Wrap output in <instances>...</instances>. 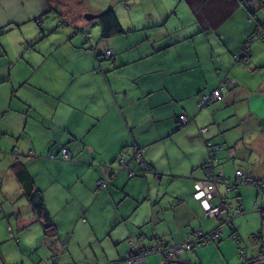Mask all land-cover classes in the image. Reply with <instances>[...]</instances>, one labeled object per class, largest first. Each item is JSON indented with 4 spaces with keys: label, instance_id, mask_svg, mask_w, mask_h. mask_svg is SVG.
Returning a JSON list of instances; mask_svg holds the SVG:
<instances>
[{
    "label": "crops",
    "instance_id": "obj_1",
    "mask_svg": "<svg viewBox=\"0 0 264 264\" xmlns=\"http://www.w3.org/2000/svg\"><path fill=\"white\" fill-rule=\"evenodd\" d=\"M78 1V11L69 13L72 3L68 0H0V32L7 34L0 37L4 42L0 57L5 56L0 64V82L6 81L9 86L6 92H0V169L5 173L1 190L6 194L11 189L8 183H12L21 199V209L12 211L20 216L15 220L16 227L8 226L18 245L24 241L20 264L49 263L57 253L61 264H101L77 257L83 236L87 241L96 242L99 236L101 239L94 213L109 208L106 218L114 224V231L130 221L129 210L115 205L133 198L132 189L122 186V182L125 183L126 175L135 177L129 169L118 171L113 165L124 154V163L138 170V174L142 170L156 176L157 171L164 170L165 160L172 163L169 143L177 132H182L180 140L186 148L185 159L180 163L184 169L174 176L180 187L162 199L165 191L157 194L160 207H153V218H158L164 230L154 233L152 239L157 245L165 240L179 243L197 229L210 232L205 227L207 219H216L211 231H223L216 242L220 245L215 247L222 251L221 242L227 236L224 228L230 227L216 217H205L204 205L194 192L197 181L205 177L207 140L217 144L233 136L232 131L240 133L244 126L246 133L252 123L256 127L264 125V40L253 41L250 62L236 56L245 39L256 30L258 18L264 19V0L262 8L255 6L258 13L248 9L244 0ZM109 8L115 9L125 32L104 41L97 36L98 20L89 21L83 15L100 14ZM63 19L70 22V27L58 29ZM18 45L20 48L16 49ZM107 49H113L115 55L101 61L96 53ZM18 58L20 70L15 68ZM27 72L30 73L24 74ZM227 77L234 81L225 88L224 99L200 109L199 94L213 90ZM11 89L15 105L9 94ZM182 114L189 118L183 128L178 123ZM205 127L208 130L202 133ZM224 131L227 133L221 136ZM256 134L254 142L261 146L262 128H257ZM63 147L68 148L70 159H52ZM136 149L143 150V159L134 154ZM30 151L34 154L30 155ZM221 155L231 158L228 152ZM252 155L249 160L242 159L247 155L236 156L233 162L224 164V169L216 163V168L234 180L238 169L254 179L260 178L262 162L252 160ZM17 161L27 165L35 185L42 190L53 218L51 228L46 229L37 218L16 174ZM101 178L108 182V188H98ZM130 183L136 187L143 184L139 179ZM84 191L95 194L91 202H87ZM225 191L232 190L220 188L222 195ZM241 193L239 197H228L236 205L244 204L246 212L235 218L240 220L245 214L256 212L251 206L248 210L251 194L245 192L243 199ZM99 198L104 206L92 213ZM256 198L262 199L260 191ZM219 202L218 197L213 199V203ZM114 209L117 213L112 212ZM248 216L256 217L253 213ZM36 221L41 222L36 225L38 242L30 239L28 226ZM240 227L243 230L244 223ZM22 230L20 237L18 232ZM230 231L232 236L231 228ZM127 237L126 233H116L113 240L122 243ZM241 242L242 238L235 240L233 254L225 255L227 264H264L262 248L257 251L254 243L246 248L242 263L231 261ZM43 244H47L48 251ZM32 249L35 254H31ZM151 254L139 264H149ZM127 255L128 252L119 258L120 264ZM105 257L108 261L104 264L116 263ZM201 261L197 264H203Z\"/></svg>",
    "mask_w": 264,
    "mask_h": 264
},
{
    "label": "rangeland",
    "instance_id": "obj_2",
    "mask_svg": "<svg viewBox=\"0 0 264 264\" xmlns=\"http://www.w3.org/2000/svg\"><path fill=\"white\" fill-rule=\"evenodd\" d=\"M68 1L72 3V9L69 10V13H74L73 10L78 11L79 1L78 0H68ZM54 13L58 15V17H61V15H59V11H56ZM86 13H84L83 17L89 20L85 16ZM157 17H159V14L157 15ZM95 25H97L100 28V33L99 34L97 33L98 38H101L102 40L107 41L108 38L102 37V24L100 22H95ZM57 28L61 29L60 26ZM3 33L4 32L2 33L0 32V37L7 35ZM90 33H92L91 30H90ZM8 38L10 41L11 37L8 36ZM12 42H14V40ZM3 43L4 42L0 41L1 52L3 48ZM15 47L16 49H18L19 45ZM21 52H18V53L21 54ZM4 57L5 56L0 57L1 65L4 62ZM20 61L21 60L19 58L16 59L17 66L15 68L17 70H20L19 68V64H21ZM1 67L2 66H0V68ZM29 73L30 72H27L24 74H29ZM8 89H9V86L6 85V81L0 82V92L3 93L4 90L6 92V90ZM9 94L12 97V104L15 105L16 101L13 99L12 89L9 90ZM213 105H210V106H213ZM182 115H186V114H182ZM180 116L178 117V123H180V125L182 126L181 128H183L187 126L186 124L189 122V120L187 123H182ZM0 123H1V116H0ZM249 126L250 127H247L246 133H244L245 132V126H244V130L241 131L240 133H234V131H232L231 133H233V136L231 134L227 141L223 139L219 141L220 143L225 145V148L223 151L218 152L217 164L218 166L224 169L227 166L224 164L228 162L230 163V161L233 162L234 157L239 156V158H242L243 156L247 155L246 158H242V159L249 160L248 156L250 154H253L252 160L257 161V162H262L259 168L261 169V172L263 175L264 174V125H262V127H256V125L252 123ZM257 128H262V145L261 146L258 143L254 142V139L257 137V134H256ZM202 129H201V132H202ZM225 133L227 132L224 131L221 134V136L225 135ZM180 137H182V132H177L174 136V139L169 143L171 145L170 150L172 154V163L170 164L168 160H165L163 164L164 170L157 171L156 176L155 174H153V172L147 171L146 173L142 170H141V173L135 178H129L128 175H126L125 177L126 181L125 183L122 182V186L128 185L134 192V195H133V198L130 200V202H127V201L123 203L116 202V205H115L116 208L121 209V210L126 209L124 211L129 210V215H131L130 221L120 226L121 229L119 227V230L114 231V224L111 223V221H109L106 218V216L108 215L107 212H109L110 210L109 208L102 209L98 211L97 214L94 213V210L98 209L99 206L100 208L101 206L102 207L104 206L100 198L96 199V206L93 207L92 213H94V217L97 220V226H99L98 232L99 233L101 232V239L99 236V239L96 240V242L95 240L87 241V239L84 238L86 236H83V244H82L83 247L81 248V251L78 250L79 255L77 258L80 259V257H85L87 259L100 261L101 264H104L106 260L108 261V259L105 257L107 256L110 260L116 261L115 264H120L119 260L121 258H124L126 253L128 252L127 257L122 262V264H128V258L131 255L130 250L132 248V243L139 244L144 248H150L152 246L157 245L156 239L155 238L152 239V238L154 236V233H156L157 231H163L164 228L162 227L164 226L161 222L157 221L158 218H153V211H154L153 207L159 204L157 203V194H159L161 190L165 191V193L164 195L160 197V199H162L163 197H167L169 195L168 193L170 194L174 193L175 190L178 187H180L179 182L175 184V178H174V176H177V174H179V173H176L177 171L181 172L184 169V165H181L180 163L183 159H185V156H183V152H184V149L186 148L183 147L182 140H180ZM240 141L242 142L240 143ZM11 148L12 146L10 147V150ZM222 152L230 153L231 158H227V156L222 157L221 155ZM143 153L144 152L141 149H136L134 152V154L139 155L140 157L143 156ZM62 157H63V152H62ZM69 159H70V156H68L67 158L63 157V160H69ZM144 161H145V164H147V166L151 168L150 165L146 163L145 159ZM209 161H210V157L208 158L207 163ZM244 164L247 165V163H244ZM4 176H5V173L0 169V264H7V262L9 264H20L22 260L21 251L22 252L25 251L24 241L18 245L15 242L13 235L9 232L8 226L12 225L16 227L15 220L17 219V217L19 218L20 216H19V213L17 212L13 213L12 211L13 209L14 211H18L21 209V205H19L21 202V199H18V192L14 189V185L12 183H8L11 189L6 194L4 192V189L1 190V188L3 187L2 178ZM134 179L142 180V183H143L142 186L136 187L133 183L129 184V181H133ZM221 187L224 188V186H221ZM241 191H242L241 194H242L243 199L245 196V192H248L252 196L251 199L247 203V205H249L248 210L250 211L251 207L253 209L254 202L257 199L256 198L257 192H259L258 189L255 188L254 186L241 185L238 189H234L230 193H227L225 191L224 195L227 194L229 198H233V196L239 197L238 194ZM84 195L86 196L87 199H89L87 200V202H91L90 199H93V196L95 194L84 191ZM158 207H160V205L157 206V208ZM254 211L256 212H249L242 217V220H240L239 218V219H236L234 222L235 226L239 230V235H240V238H242V242H241V247L239 249L238 247L236 248L237 256L231 259V261L233 262L242 263L245 259L241 256V248L248 249L250 244L252 243H254L253 246H255V249H258L257 251H259V249L262 248V255H263L262 258H264V214L257 210H254ZM112 212L113 213L116 212V209H114ZM250 213L255 214L256 217L254 219H251L250 216H248L250 215ZM162 216H163V212H161L160 218H162ZM214 220L216 219H207V223L205 227L207 228L208 231H211L212 226L215 225V222H213ZM241 222L242 224L244 223L243 230H241V227H240ZM38 224H41V222L40 221H36L35 223L31 222L28 225L31 227L29 230V233H31L30 239L32 241L38 242L39 235H38V230L36 229V225ZM170 225L173 226L174 222L171 221ZM225 227H229V226L225 225ZM41 228H42V237L44 238L45 234H44L42 225H41ZM224 231L227 234V236L221 242V244L224 243L222 251L215 249V247L219 246L220 243L213 242L208 245L201 246L197 248L195 251L187 252L186 254L182 255L181 257L179 256V258H176L172 261H168V264H197L199 262H202L201 261L202 259H203V264H225V263L227 264L228 261L227 259H225V255L231 256L234 252L236 244H234L235 240L233 239V237L229 235L231 232L230 228H224ZM22 232L23 230L18 232V235L20 237H21L20 234ZM111 233L112 235L109 237ZM116 233H126L129 237H127L122 243H119L118 239L113 240V236ZM164 242L172 243V241H166V240ZM245 244H247L246 247H245ZM42 247L44 250L48 251L47 244H43ZM96 247L97 248L100 247V249H96ZM123 247H125L126 249H123ZM31 251H32L31 254L36 253V250L33 251L32 249ZM95 253H97L96 257H98V259H95ZM57 254L59 256H57L58 261L56 264H61V261H60L61 255L60 253H57ZM54 256L55 255L51 257V260L49 261V263L44 262L41 264H55ZM165 259L166 258L164 257V254L161 251H154L150 255L148 262L149 264H152V263L153 264H164ZM146 260H147V257L144 261ZM112 261H109V262H112ZM139 263L140 262H138L137 264ZM26 264H30V263L26 261Z\"/></svg>",
    "mask_w": 264,
    "mask_h": 264
},
{
    "label": "built area",
    "instance_id": "obj_3",
    "mask_svg": "<svg viewBox=\"0 0 264 264\" xmlns=\"http://www.w3.org/2000/svg\"><path fill=\"white\" fill-rule=\"evenodd\" d=\"M264 27V24H263ZM264 35V29H262V33ZM245 49V47L243 48ZM245 53L244 50H240L236 53L237 57H241ZM107 54L112 55L113 51L109 50ZM246 59L249 61L252 54L248 52L244 54ZM245 60V59H244ZM234 79L225 78L221 81L220 85L216 87L213 91L208 93L199 94L198 106L202 109L205 106H209L215 101L224 99V90L229 85L230 82H233ZM180 119L182 123L188 122V117L186 115H181ZM207 127L202 129V132L207 131ZM208 149H212L210 161L205 166V177L198 180L196 183V190L194 192V196L196 199L201 200L205 212L204 216L207 218H225L222 225H228L232 229V236L236 240H240V236L235 223V218L237 215H241L246 212L244 204L238 202L237 205L229 200L228 196L222 195L220 192V187L224 186L227 188L228 192L232 189H238L240 185H250L254 187H258L262 193V199H256L254 202L253 208L254 210L261 211L264 214V174L260 177V180L255 181V179L251 175H246L243 169H238L236 172L237 180H233L232 178L225 175L223 171L218 170L216 167L217 163V154L213 151V143L211 141H207ZM222 149V145L218 147ZM69 156V151L67 148L63 149V157L67 158ZM138 158H141L137 155ZM125 160L124 156H121V161ZM128 169H131L127 164L125 166ZM135 173V170L131 169V175ZM98 184L101 187H106L107 182L101 178L98 180ZM218 197L220 202L218 204L213 203V199ZM223 231L219 229H215L210 232H204L202 229H197L192 231L189 236L179 242V243H170L163 242L156 246H152L150 248H144L139 244L132 243V250L130 252V256L128 258V264H137L138 262H142L146 259V257L154 251H161L163 254L165 253L170 260H174L178 258L185 252L194 250L199 246H205L213 242H218L222 236ZM136 252V253H135ZM135 253V254H134ZM133 254V255H132ZM246 249H241V256L245 259ZM58 255L54 256V263L56 264L58 261Z\"/></svg>",
    "mask_w": 264,
    "mask_h": 264
},
{
    "label": "trees",
    "instance_id": "obj_4",
    "mask_svg": "<svg viewBox=\"0 0 264 264\" xmlns=\"http://www.w3.org/2000/svg\"><path fill=\"white\" fill-rule=\"evenodd\" d=\"M245 6L250 9L253 13H258V10L259 8H262V0H244L243 1ZM259 4V8L258 10L255 8V6ZM264 4V3H263ZM96 20H98V22H100L102 24V37L104 38H109L111 37L112 35H114L115 33H123L125 32L123 27H122V24L118 18V15L117 13L115 12V9L114 8H109L105 11H103L102 13L99 14V17L96 18ZM263 24H264V19H260L258 18V22H257V28L256 30L251 33L246 39H245V42H244V45L240 48V50H244L245 53H249V54H252V43L254 40H257V39H262L264 40V35L261 34L262 33V29H264L263 27ZM60 28L62 29H65V28H68L70 27V22H68L67 20L63 19L62 20V23H60ZM245 47V49H243ZM109 50H112L113 51V54L112 55H109L107 54V52ZM239 50V51H240ZM238 52V51H237ZM243 53L242 55V59H245L246 61H248L246 59V57H243L245 56ZM97 57L103 61V60H106V59H111L114 57L115 53H114V50L113 49H107L105 51H99L96 53ZM238 56V55H236ZM252 56V55H251ZM241 59V57H239ZM250 60H251V57H250ZM250 60L248 62H250ZM228 78V77H227ZM225 79V78H224ZM222 81V80H221ZM221 83V82H220ZM220 85V84H219ZM218 85V86H219ZM217 86V87H218ZM215 89V88H214ZM213 89V90H214ZM213 90H210V91H204L202 93H208V92H211ZM201 94V93H200ZM217 102V101H215ZM213 102V103H215ZM212 103V104H213ZM210 104V105H212ZM209 105V106H210ZM209 106H205L203 107L202 109H205ZM199 107V106H198ZM200 108V107H199ZM201 109V108H200ZM208 130V129H207ZM207 141H211L213 143V151L216 152V154H218V152H220L223 148H224V144L222 143H214L211 139L210 140H207ZM222 145V149H219L218 147ZM65 147H63L64 149ZM67 148V147H66ZM63 149L61 151L60 154H53L51 157L52 159H63L62 157V152H63ZM68 149V148H67ZM69 151V150H68ZM211 152H212V149H208V153H209V157H211ZM34 154L33 151H30V155ZM69 156H70V152H69ZM121 156H124L125 158V155L124 154H121L120 157H119V163L117 165H113V167L115 169H118V171H123V170H126L128 168H126V163H124V161L122 162L121 161ZM207 164V162H206ZM129 166V165H128ZM14 168H15V171H16V174L18 176V179L24 184L25 186V189H26V196L28 197V200L30 201L31 203V206L33 207L35 213H36V216L37 218H40L44 224V227L47 229V228H51V226H53V218H52V215L46 205V202H45V199H44V195H43V192L41 189H39L36 185H35V181L33 179V176L30 172V170L28 169L27 165L22 162V161H17L15 164H14ZM132 170H135V173L133 175H131V169H129V174L132 176V177H136L138 174V170L136 169H132ZM237 172V171H236ZM234 180V179H233ZM237 180V179H236ZM260 180V178H255V181H258ZM241 186V185H240ZM238 186V188L240 187ZM109 187V184L107 182V186L106 187H100L98 185V188L99 189H106ZM258 189V191H260V189L258 187H255ZM234 190V189H232ZM261 192V191H260ZM261 212V211H260ZM221 221V224H223V221L225 220V218H221L219 219ZM237 228V227H236ZM238 230V228H237ZM240 236V235H239ZM236 240V239H235ZM238 241V240H237ZM219 242V241H218ZM62 247H65V245H63ZM132 250V248H131ZM130 250V252H131ZM164 256L166 258V262L165 264H168V261H172L170 260L167 255L164 253ZM242 264H246V263H242Z\"/></svg>",
    "mask_w": 264,
    "mask_h": 264
},
{
    "label": "water",
    "instance_id": "obj_5",
    "mask_svg": "<svg viewBox=\"0 0 264 264\" xmlns=\"http://www.w3.org/2000/svg\"><path fill=\"white\" fill-rule=\"evenodd\" d=\"M86 18H88L89 20H93L99 17V14H95V13H86L85 14ZM248 260V259H247ZM246 264H251V263H246Z\"/></svg>",
    "mask_w": 264,
    "mask_h": 264
}]
</instances>
